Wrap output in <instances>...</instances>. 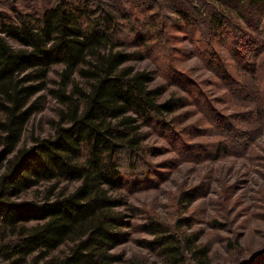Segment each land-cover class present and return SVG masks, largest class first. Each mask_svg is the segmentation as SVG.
Listing matches in <instances>:
<instances>
[{
  "label": "trees",
  "instance_id": "trees-1",
  "mask_svg": "<svg viewBox=\"0 0 264 264\" xmlns=\"http://www.w3.org/2000/svg\"><path fill=\"white\" fill-rule=\"evenodd\" d=\"M137 13L124 14L127 25L90 0H54L0 19V264L125 261L115 251L130 238L125 228L133 214L125 187H137L140 162L146 165L142 179L149 173L143 126L184 105L162 100L165 90L151 84L152 71L128 63L145 57L143 49L128 47L152 39L151 25L140 23ZM223 20L211 18L219 30ZM253 49L256 59L263 49ZM47 95L60 104L53 133L21 146ZM144 230L153 238L140 241L160 257L150 264H207L201 232L178 235L152 216Z\"/></svg>",
  "mask_w": 264,
  "mask_h": 264
},
{
  "label": "rangeland",
  "instance_id": "rangeland-1",
  "mask_svg": "<svg viewBox=\"0 0 264 264\" xmlns=\"http://www.w3.org/2000/svg\"><path fill=\"white\" fill-rule=\"evenodd\" d=\"M53 1L0 0V19ZM90 2L112 9L123 22L124 14L140 12L133 16L151 25L152 39L129 46L143 49L145 57L128 63L152 71L151 84L165 90L162 100L184 102L162 122L143 126L149 173L142 179L146 165L140 162L137 187H125L133 215L125 228L130 238L115 249L124 253L121 264L131 258L137 264L159 262L157 250L140 241L153 238L144 230L150 216L178 235L201 232L199 243L209 248L207 264H264V0ZM213 14L226 19L221 30L212 23ZM245 37L251 43L244 44ZM254 47L263 49L256 59ZM59 69L53 67L52 79ZM59 108L47 95L20 145L53 133ZM123 168L133 180V172Z\"/></svg>",
  "mask_w": 264,
  "mask_h": 264
}]
</instances>
